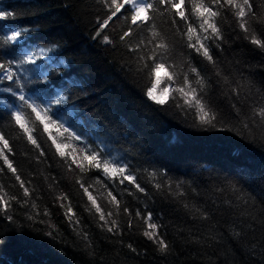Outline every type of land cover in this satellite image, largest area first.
Returning <instances> with one entry per match:
<instances>
[{"label": "trees", "instance_id": "1", "mask_svg": "<svg viewBox=\"0 0 264 264\" xmlns=\"http://www.w3.org/2000/svg\"><path fill=\"white\" fill-rule=\"evenodd\" d=\"M0 10L18 14L15 20L0 22L4 24L0 34L19 27L30 29L27 44L18 54L56 46L60 55H49L57 63L64 60L61 71L67 70L70 77L81 80L88 92L86 97L78 93L81 118L88 123L89 130L95 125L100 136H107L114 156L128 157L133 170H138V182L147 191V195L138 192L132 196L118 195L122 205L133 210L132 227H128V216L121 213L115 219L122 232L107 233L101 229L98 215L85 210L86 197L74 183L75 177L66 173L58 159L49 153L37 161L38 152L17 140V133L9 130L15 152L10 159L15 161L22 179L31 181L27 186L36 189L32 199L41 214L38 221L44 223L37 222L17 232L10 231L0 219V264H264V129L253 128L257 140L249 143L248 133L241 138L231 132L198 131L175 116L174 108L146 103L143 95L146 82L122 70L129 57L91 39V22L95 19L93 0H0ZM156 22L161 23L159 17ZM228 23L222 29L227 43L218 53L221 65L231 67L239 61L245 74L251 73L257 86H264V51L227 31ZM121 25L117 21L112 28ZM173 136L176 143L170 144ZM138 142L143 143V148L133 147ZM137 151L142 154L136 155ZM153 168H166L173 181L199 177V195L186 189L187 199L174 202L165 193H158L144 171ZM241 168L247 180L246 207H229L221 202L227 194L218 199L212 188L203 183L210 175L223 176ZM0 184L9 195L22 197V190L10 173L0 175ZM100 191L97 184L93 194ZM61 193L68 197L63 203H70L80 219L79 230L88 234L91 249L85 248L88 242L73 231L65 217L66 207L61 208L57 199ZM184 202L207 209L209 218L195 217L183 207ZM101 204L107 211L103 201ZM12 207L16 219L21 220L26 210L15 203ZM137 208L144 216L151 211L153 222L161 225L160 232L169 244L167 255H161L142 235L147 226L135 217ZM45 209L50 216H43ZM48 225L54 226L55 240L43 235L49 230ZM129 244L135 252L128 248ZM92 250L94 256L86 254Z\"/></svg>", "mask_w": 264, "mask_h": 264}, {"label": "snow or ice", "instance_id": "2", "mask_svg": "<svg viewBox=\"0 0 264 264\" xmlns=\"http://www.w3.org/2000/svg\"><path fill=\"white\" fill-rule=\"evenodd\" d=\"M93 3L91 39L129 57L122 70L146 82L143 92L146 103L174 108L175 116L198 131L231 132L241 138L248 133L249 143L256 142L253 128L264 129V86H257L239 61L231 67L222 66L218 53L227 43L222 30L225 22H229L227 31L264 51V0L259 3L257 0H93ZM17 17L14 11L0 10V22ZM158 17L160 24L156 22ZM117 21L122 25L113 29ZM3 28L4 24L0 23V32ZM29 32V28L19 27L0 34V175L10 173L22 190V197L9 195L0 184V219L10 231L17 232L37 222L44 223L38 221L41 214L32 199L36 189L27 186L31 181L22 179L15 161L10 159L15 156L8 135L11 130L17 133V140L38 152L37 161L49 153L57 158L66 173L75 177L74 183L86 197L85 210L98 215L102 230L118 235L122 229L115 217L126 214L129 228L133 218V210L123 206L118 195L132 196L135 192L147 195L146 188L138 182V170H133L128 157L114 156L107 136L99 135L98 126L93 125L89 130L88 123L81 118L82 109L77 101L88 92L81 80L70 77L67 70L61 71L65 61L61 59L57 63L54 56L60 53L56 52V46L18 54L27 44ZM169 143L175 144L176 137ZM133 147L143 148V143ZM144 171L151 178L152 187L172 197L174 202L187 199L186 189L199 195V177L173 181L166 168ZM245 177L241 168L223 176L210 175L203 183L212 188L218 199L227 194L221 202L229 207H246ZM52 179L55 181V177ZM97 184L102 191L94 195ZM57 199L61 208L66 207L64 215L73 231L88 242L85 248L91 249L88 234L79 230L81 221L71 204L63 203L68 200L67 195L61 193ZM13 203L26 210L21 220L13 214ZM183 207L197 218H209L207 209L188 202ZM134 215L147 226L142 235L161 255H167L169 244L160 232L161 225L153 222L152 212L147 211L144 216L137 208ZM43 216H50L47 209ZM48 228L43 235L55 240L54 226ZM128 248L135 252L131 244ZM86 254L95 253L92 250Z\"/></svg>", "mask_w": 264, "mask_h": 264}]
</instances>
